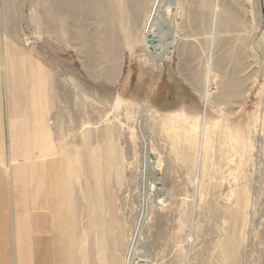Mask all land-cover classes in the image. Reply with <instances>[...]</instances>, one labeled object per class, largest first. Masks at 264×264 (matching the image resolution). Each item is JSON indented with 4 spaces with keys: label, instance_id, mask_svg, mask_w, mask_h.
<instances>
[{
    "label": "rangeland",
    "instance_id": "rangeland-1",
    "mask_svg": "<svg viewBox=\"0 0 264 264\" xmlns=\"http://www.w3.org/2000/svg\"><path fill=\"white\" fill-rule=\"evenodd\" d=\"M174 1L163 17L177 38L160 63L149 60L142 45L152 0L113 1L109 8L115 13L114 23L103 31L98 3L85 2L92 11L84 21L86 29L93 38H102L103 45L118 46L116 55L96 49L93 65L86 60L93 51H86L81 37L74 36L68 0L55 7V19L47 0H6L7 13L10 10L13 17L8 21L0 0V56L6 78L16 46L23 55L22 73L25 64L42 61L52 75L53 111L64 117L54 129L67 132L63 150L80 148L86 137L90 147H100L90 153L91 164L102 172L101 205H96V191L90 193V208L84 203L87 194L80 179L85 167L70 184L77 196L70 201L72 206L93 214L98 264H109L108 231L116 236L114 249L123 254L122 264L128 263L141 194L148 193L138 130L144 105L150 108L148 141L156 161L152 169L157 171L145 179L152 187L141 230V239L150 244L145 264H264V0ZM141 5L145 16L138 22ZM113 61L123 66L116 81L104 79L103 71L93 72L107 69ZM207 75L212 82L208 94ZM156 80L164 94L153 98L163 110L151 109L145 100L147 86ZM25 84V92L30 88L34 98L35 88ZM10 90L14 99L15 84ZM5 94L6 101L11 99ZM22 99L27 108L31 98ZM109 145L116 150L113 161L107 157ZM15 146L20 151L27 147L24 142L13 144L8 129L0 158L5 174L21 160L14 159ZM109 167L112 174L119 172V182L114 175L105 182ZM82 214L80 223L85 220ZM83 231L88 236L89 228L83 226Z\"/></svg>",
    "mask_w": 264,
    "mask_h": 264
},
{
    "label": "crops",
    "instance_id": "crops-1",
    "mask_svg": "<svg viewBox=\"0 0 264 264\" xmlns=\"http://www.w3.org/2000/svg\"><path fill=\"white\" fill-rule=\"evenodd\" d=\"M4 14L6 21L12 20L11 11L7 13L6 7ZM137 14V21L141 22L145 16L142 5ZM18 50L16 46L15 54L10 55L8 78L0 56V158L5 149L8 129L13 144L24 142L27 145L22 151L16 149V146L13 148L17 150L14 159L21 156V160L16 161L12 173L5 174L0 163V264H98L96 254L99 252L93 242L94 236L96 238L93 214L91 210H85L82 214L81 207L77 209L74 204L72 206L70 201L77 196L75 188H71L70 184L74 182L73 175L78 176L77 173L85 167V174L80 179L85 183L84 191L87 194L84 203L88 206L90 193L96 191V205H101L102 172L99 171V165L93 162L94 157L91 164L90 153L99 151L100 147H90L91 140L86 137L81 138L80 148L73 150L68 146L63 150L64 146H67V132L54 131L58 130L59 120L64 117L61 111H53L52 75L47 73L49 69L42 65V61L25 64L22 73L23 62L20 57L22 54ZM107 65L109 72H104L103 78L116 81L122 74V64L117 66V61H113ZM40 72L44 80L39 76ZM21 73L25 75L24 78ZM37 79L40 80V85ZM156 82L157 80L147 86L145 100L151 109L163 110L162 105L156 104L158 100L155 102L153 98L157 93L160 97L164 94ZM14 84L16 95L13 99L10 88ZM24 84L28 88L31 86L35 88L34 98L30 88L27 89V93L25 92ZM126 85L128 86V83ZM5 93L11 99L6 101ZM37 93L41 94L39 101ZM22 95L31 98L27 108ZM15 103L16 108L13 105ZM7 104L10 110L6 112ZM54 119L58 121L54 122ZM114 131L111 136L115 135ZM108 139L107 142L112 144L110 135ZM115 152L113 145L106 150L108 160L115 159ZM23 160L26 162L22 163ZM110 169L111 167L105 170L107 177L105 182H109L108 178L111 175L119 182V172L112 174ZM80 176L79 174L78 177ZM81 214L85 218L82 223ZM83 226L89 228L88 236H84ZM105 237L108 263L122 264L123 254L114 249L115 234L108 231Z\"/></svg>",
    "mask_w": 264,
    "mask_h": 264
},
{
    "label": "bare ground",
    "instance_id": "bare-ground-1",
    "mask_svg": "<svg viewBox=\"0 0 264 264\" xmlns=\"http://www.w3.org/2000/svg\"><path fill=\"white\" fill-rule=\"evenodd\" d=\"M94 1H96L99 5V9L97 11L98 12V18H99L98 22H100V25L102 27V28H100V30L103 31V28H105L106 26H112L114 23L113 19L115 17V13H113L109 7L113 3V1H115V0H68L69 4L67 6L68 16L72 20V23H70V25L74 28V36L76 38L81 37L80 39H81V41H84L83 44H84V48L86 51H93V53L91 52L88 55L89 58L87 57V59H86L87 64L92 63L93 65L96 62V57H95V54H96L95 52L97 51L96 49H99L103 53H106V54L116 55L117 54V47H118L117 45H109V46H106V44L103 45L102 38H93L94 36H92L91 32H89L88 29H86L87 23L84 21L86 20V18L92 17V11L87 10L85 8V2L86 3L90 2V4H91ZM47 2H48V6L50 7V9L48 11L49 15H50L51 19H55L56 14H57V10L55 9V7H57V5L62 6L61 5L62 0H47ZM174 3H175L174 0H152L151 9L149 10L148 16H146L145 22L143 21L144 22L143 23V32H144V34H146L145 38L143 39V43H142L143 52L149 60H152L155 63H157V62L160 63V61L164 60L168 56L170 48L177 38V34H176L177 31L175 32L173 30L175 28H173L172 25H170L163 17V15L165 16L167 13V7L173 6ZM4 4H5V7H7L6 6V0H4ZM113 8H115V7H113ZM125 15L127 16L128 14H125ZM122 16L124 17V11L122 13ZM125 25L127 27L128 24L125 23ZM125 25H123V26H125ZM114 34H115V32H114ZM148 34H152V36L156 40L155 43H153V44L147 43L146 37ZM114 36L115 35H113L112 37H114ZM116 39L120 40L119 35H117ZM94 40L96 41V44H93ZM188 52H189V50H188ZM235 56H236V54H235ZM238 64H240V63H238ZM206 70H208V68ZM96 71L97 72H100V71H103V72L108 71L109 72V68H107V69H96V70L94 69L93 72H96ZM209 74H210V72H209ZM198 77H199V75H198ZM198 77L195 75L193 76V78H194V80H196V82H200ZM211 89H212V82L210 81L209 75H207L206 93L208 94L210 91H212ZM222 89H223V87L221 88V91H222ZM214 90H215V88H214ZM235 93H237V92H235ZM229 110L230 109H228V111ZM149 115H150V108H148V106L144 105L142 107V113L140 116L141 118L138 122V130H139V134L142 137L141 142H140L141 146L143 148L142 149V162L144 164L143 170L146 173L143 177V180H144V184L146 186V189H148V193L150 192V190H151L150 188H152V187H151L150 181L145 180V179L148 177V174L150 175V174H156L157 173V171L154 170V169H156V168H154V165L156 162L154 160L155 157L152 156L151 150L149 148V141H148L150 134H149V130L147 128V119H148ZM227 131H228V129H227ZM184 137L186 139L188 138V136H184ZM230 141H232V140H230ZM184 153H185L184 154L185 157L189 155L187 148H186V152H184ZM152 168H154V169H152ZM156 190H157V188H156ZM147 194H145V193L141 194V199H142L141 210L138 214V217L135 221L134 228H133L132 233H131V240H130V245H129V250H128L129 257L127 259V261H128L127 264H145L146 259H148L147 258L148 257L147 256V250L150 249L149 248L150 244H148L147 241H143L141 239V230L143 227V220L145 218V213H146L148 203H149L147 200L149 195H147Z\"/></svg>",
    "mask_w": 264,
    "mask_h": 264
},
{
    "label": "water",
    "instance_id": "water-1",
    "mask_svg": "<svg viewBox=\"0 0 264 264\" xmlns=\"http://www.w3.org/2000/svg\"><path fill=\"white\" fill-rule=\"evenodd\" d=\"M147 43L153 44L156 42L155 38L152 36V34H148L146 37Z\"/></svg>",
    "mask_w": 264,
    "mask_h": 264
}]
</instances>
